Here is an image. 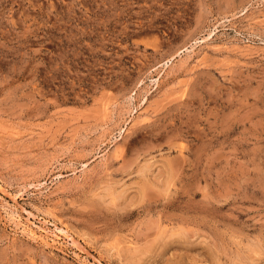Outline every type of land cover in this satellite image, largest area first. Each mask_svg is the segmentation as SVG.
<instances>
[{"label":"rangeland","instance_id":"1","mask_svg":"<svg viewBox=\"0 0 264 264\" xmlns=\"http://www.w3.org/2000/svg\"><path fill=\"white\" fill-rule=\"evenodd\" d=\"M0 264H264V0H0Z\"/></svg>","mask_w":264,"mask_h":264},{"label":"bare ground","instance_id":"2","mask_svg":"<svg viewBox=\"0 0 264 264\" xmlns=\"http://www.w3.org/2000/svg\"><path fill=\"white\" fill-rule=\"evenodd\" d=\"M4 211H5V210H4ZM15 213H16V212H15ZM17 216H18V215H17ZM7 217H8V216H7ZM12 217H13V216H12ZM13 218L16 219L15 216H14ZM8 219H10V218H8ZM14 219H13V220H14ZM10 220H12V219H10ZM13 220H12V221H13ZM18 221H19V220H18ZM13 223H15L14 225L16 226V222H13ZM19 223H20V221H19ZM18 225H19V224H18ZM22 226H23V225H22ZM16 227H17V226H16ZM20 227H21V226H20ZM22 230H23V229H22ZM23 232H24V231H23ZM24 233H25V232H24Z\"/></svg>","mask_w":264,"mask_h":264}]
</instances>
